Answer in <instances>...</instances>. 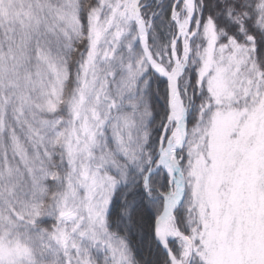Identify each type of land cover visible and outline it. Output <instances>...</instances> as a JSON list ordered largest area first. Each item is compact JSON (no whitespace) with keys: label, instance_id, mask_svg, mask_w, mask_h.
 <instances>
[{"label":"snow or ice","instance_id":"1","mask_svg":"<svg viewBox=\"0 0 264 264\" xmlns=\"http://www.w3.org/2000/svg\"><path fill=\"white\" fill-rule=\"evenodd\" d=\"M0 264H264V0H0Z\"/></svg>","mask_w":264,"mask_h":264}]
</instances>
